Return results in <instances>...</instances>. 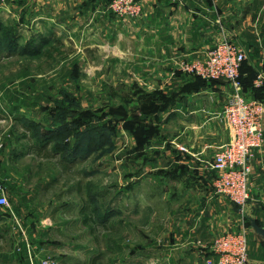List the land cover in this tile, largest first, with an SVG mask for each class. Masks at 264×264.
Segmentation results:
<instances>
[{
  "label": "rangeland",
  "instance_id": "374dc122",
  "mask_svg": "<svg viewBox=\"0 0 264 264\" xmlns=\"http://www.w3.org/2000/svg\"><path fill=\"white\" fill-rule=\"evenodd\" d=\"M114 2L0 0L1 46L15 33L19 37L18 48L0 52V60L5 59L0 64V134L17 122L16 115H27L9 112V95L17 90L56 93L49 105L47 99L32 104L28 114L32 119L56 126L54 109L59 106L66 107V121L73 124L98 113L102 120L92 121L106 123L111 134L110 139L105 134L108 140L99 148L95 140L89 157L79 156L72 163L59 156L33 157L32 182L40 178L33 191L38 207L32 214L24 213L32 217L34 232L25 238L15 233L11 222L10 231L1 227L0 264H43L47 259L57 264H128V257L144 251L150 255L145 260L136 257L131 264L160 263L165 202L176 189V177L165 184L160 162L148 163L150 157L143 149L151 146L139 136L140 126L153 128L156 138L160 135L155 124L159 99L138 102L139 86L127 80V66L113 62V57L117 59L111 48L117 38L114 31L119 28L122 33L141 18L143 3L136 0L142 12L131 16L112 12ZM119 107L126 109L121 120L113 115ZM81 110H87L86 115H79ZM175 121L168 120L172 123L168 135L174 134ZM75 140L68 138L72 145ZM51 147L54 150V143ZM44 177L50 179L47 186ZM113 208L118 210L113 213Z\"/></svg>",
  "mask_w": 264,
  "mask_h": 264
},
{
  "label": "crops",
  "instance_id": "0c3cea01",
  "mask_svg": "<svg viewBox=\"0 0 264 264\" xmlns=\"http://www.w3.org/2000/svg\"><path fill=\"white\" fill-rule=\"evenodd\" d=\"M141 1L142 17L130 22L122 33L117 28L111 48L117 57L113 62L125 64L127 80L139 86L135 91L138 102L159 99L155 104L159 106V121L155 124L160 135L152 136L147 141L151 147L143 151L150 157L148 163L160 162L159 174L166 185L176 177V189L165 202L159 264H206L211 242L228 231H246L252 264H264V146L255 152L251 200L242 212L228 198L215 193L216 175L209 167L231 139L221 113L232 88L226 82L202 83L181 69V61L203 58L224 39L238 42L247 53L241 73L247 96L264 103V0ZM124 35L127 42H122ZM55 95L49 90L13 91L9 95V112L27 115H16L17 122L9 123V128L0 134V194L4 191L11 205V210L0 207V228L10 231L11 222L15 233L25 238L34 232L28 213L38 207L33 191L40 184L39 176L32 182L36 173L32 174L30 161L33 157H62L51 144L36 139L32 130L33 122L39 123L42 131L54 126L28 114L33 103L44 104L47 99L49 105ZM173 118L177 120L175 132L168 135V127L172 126L168 120ZM181 146L187 150H180ZM46 178L43 184L47 186L50 179ZM117 210L113 208L112 212ZM149 255L144 251L139 256L145 260ZM139 256L128 257V264Z\"/></svg>",
  "mask_w": 264,
  "mask_h": 264
},
{
  "label": "built area",
  "instance_id": "2783aa9c",
  "mask_svg": "<svg viewBox=\"0 0 264 264\" xmlns=\"http://www.w3.org/2000/svg\"><path fill=\"white\" fill-rule=\"evenodd\" d=\"M112 8V12L122 15L136 16L142 12V5L136 0H115ZM246 59L242 44L224 39L203 58L181 61L183 71L207 81L226 82L232 88L221 113L231 139L215 155L209 167L216 175L215 193L228 198L242 212L251 200L252 161L255 152L264 146V103L247 98L240 81L241 65ZM179 148L187 150L182 146ZM0 207L11 210L4 191L0 194ZM209 251L211 255L207 256L206 264H252L246 231L222 233L213 239ZM43 264L57 262L47 259Z\"/></svg>",
  "mask_w": 264,
  "mask_h": 264
},
{
  "label": "trees",
  "instance_id": "16d2710c",
  "mask_svg": "<svg viewBox=\"0 0 264 264\" xmlns=\"http://www.w3.org/2000/svg\"><path fill=\"white\" fill-rule=\"evenodd\" d=\"M19 37L15 33L12 38L9 39L8 43H5V46H1L0 44V52L5 51H13L14 48H18V41ZM247 60H245L240 69V74L242 73V70L244 69L246 65ZM202 83H215L218 81H207L199 76H197ZM240 81L243 85V90L247 98H251L247 96L245 84L242 81V74L240 75ZM70 98V102H72V98ZM156 107V106H155ZM57 115L56 118L58 119V124L54 126L50 130L42 131V127L39 123L33 122L32 130L34 132V136L36 139L40 140L41 143H48L51 144L54 143V152L56 154L60 153L63 159L69 160L70 163L73 161H76L77 157H89L90 154L93 152V145H95L96 140V148H99L101 144L104 141L108 140V137L110 139V133L106 132L108 129V125H105L106 123L93 122L92 118H97L98 120H102L103 115H99L98 113L93 114V117L89 119L88 116H85L84 120L78 123H72L66 121L67 116V109L66 107H55ZM120 111V112H119ZM87 110H81L79 112V115H86ZM126 113V109H123L122 107H119V110L117 112H114L113 115L117 120L124 119V114ZM141 127V133L139 136L141 138L143 137V141H149V139L154 135L153 134V128L150 127ZM114 130V127H110ZM138 128V127H137ZM140 129V128H139ZM105 134L108 135V137H105ZM71 136H75L74 144L72 145L71 142L68 141V138ZM97 138V139H96ZM107 138V139H105ZM67 139V141L65 140ZM111 141V145H112ZM86 153L85 155H83ZM101 216V215H100ZM86 218V217H85Z\"/></svg>",
  "mask_w": 264,
  "mask_h": 264
}]
</instances>
